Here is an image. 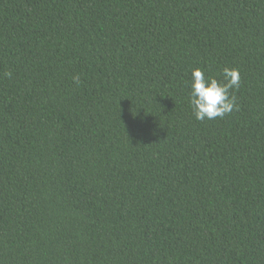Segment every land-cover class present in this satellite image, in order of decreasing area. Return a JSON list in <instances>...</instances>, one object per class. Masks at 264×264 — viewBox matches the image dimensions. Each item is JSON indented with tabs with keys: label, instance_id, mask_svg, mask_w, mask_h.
Here are the masks:
<instances>
[{
	"label": "trees",
	"instance_id": "obj_1",
	"mask_svg": "<svg viewBox=\"0 0 264 264\" xmlns=\"http://www.w3.org/2000/svg\"><path fill=\"white\" fill-rule=\"evenodd\" d=\"M0 264H264V0H0Z\"/></svg>",
	"mask_w": 264,
	"mask_h": 264
},
{
	"label": "clouds",
	"instance_id": "obj_2",
	"mask_svg": "<svg viewBox=\"0 0 264 264\" xmlns=\"http://www.w3.org/2000/svg\"><path fill=\"white\" fill-rule=\"evenodd\" d=\"M222 73V80H217L215 77L206 76L201 68L192 69L189 105L197 120L223 118L236 107V98L230 95V90L239 87V70L224 67ZM73 80L77 84L80 83L78 75L74 76Z\"/></svg>",
	"mask_w": 264,
	"mask_h": 264
}]
</instances>
